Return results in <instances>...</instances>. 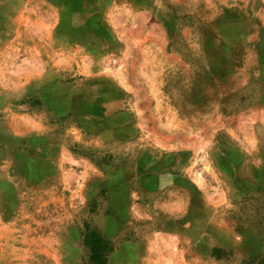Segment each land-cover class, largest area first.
<instances>
[{"label": "rangeland", "instance_id": "374dc122", "mask_svg": "<svg viewBox=\"0 0 264 264\" xmlns=\"http://www.w3.org/2000/svg\"><path fill=\"white\" fill-rule=\"evenodd\" d=\"M262 49L264 0H0V264H264Z\"/></svg>", "mask_w": 264, "mask_h": 264}, {"label": "trees", "instance_id": "16d2710c", "mask_svg": "<svg viewBox=\"0 0 264 264\" xmlns=\"http://www.w3.org/2000/svg\"><path fill=\"white\" fill-rule=\"evenodd\" d=\"M70 151L74 154V155H82V156H87V152L79 149L75 144L70 146ZM86 242V244H88V246L90 247L91 251H92V259L96 262H99V264H103V261H101V257H100V252H99V248L100 247V240L98 237H96L95 233H91L90 236H87L86 240H84ZM213 251H218L213 250ZM100 259V260H99Z\"/></svg>", "mask_w": 264, "mask_h": 264}, {"label": "crops", "instance_id": "0c3cea01", "mask_svg": "<svg viewBox=\"0 0 264 264\" xmlns=\"http://www.w3.org/2000/svg\"><path fill=\"white\" fill-rule=\"evenodd\" d=\"M261 48H263V47H261ZM262 58H263V60H264V50L262 49ZM239 66V65H238ZM239 68V67H238Z\"/></svg>", "mask_w": 264, "mask_h": 264}]
</instances>
